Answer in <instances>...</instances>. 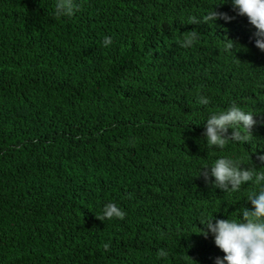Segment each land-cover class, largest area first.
<instances>
[{
  "label": "trees",
  "instance_id": "1",
  "mask_svg": "<svg viewBox=\"0 0 264 264\" xmlns=\"http://www.w3.org/2000/svg\"><path fill=\"white\" fill-rule=\"evenodd\" d=\"M55 3L0 0V264H214L224 253L198 218H234L229 198L242 207L252 186L224 193L198 175L213 156L190 117L215 87L244 105L259 97L262 156L264 52L237 18L188 24L212 5L232 16L215 0H77L60 18ZM137 76L156 83L152 116L120 97ZM109 202L123 220L96 218Z\"/></svg>",
  "mask_w": 264,
  "mask_h": 264
},
{
  "label": "clouds",
  "instance_id": "2",
  "mask_svg": "<svg viewBox=\"0 0 264 264\" xmlns=\"http://www.w3.org/2000/svg\"><path fill=\"white\" fill-rule=\"evenodd\" d=\"M226 4H230L232 16L216 11L212 5L211 11L203 17H189L188 24H212L218 19L227 23L237 18L248 30L247 41L254 40V46L264 52V0H215L214 5L218 9ZM77 8V0H56L54 15L56 18L70 17ZM194 11L198 9L195 7ZM198 38L199 32L193 29L177 43L180 47L190 48ZM222 41L225 51H233L237 45L227 36ZM102 43L107 47L112 43V38L105 36ZM209 55L212 60L224 58ZM227 70L228 67L222 71L220 78ZM155 85V82L137 76L126 85L130 95L120 97H138L147 105L142 112L152 116L160 106ZM198 102L206 107L190 118L194 126L201 129L204 143L200 147L212 150L211 154L204 153L213 156L211 164L202 166L198 175L224 193L239 192L245 185H251L252 190L242 207L237 206L234 196L229 198L227 207L237 212L234 218L229 215L228 218L217 219L201 213L198 220L202 227L198 228L197 234L207 238L211 233L215 246L224 253L222 257L219 255L215 258L214 264H264V168L258 169L251 162H264V154L260 156V98L252 95L250 102L244 105L230 100L215 87L209 99L200 97ZM219 193L206 194L204 198L219 203ZM125 216L126 213L117 204L109 202L96 218L100 221L113 218L123 220ZM103 247L105 251L109 250L108 243ZM208 249L211 253V249ZM157 256L167 257L168 252L163 248L158 249Z\"/></svg>",
  "mask_w": 264,
  "mask_h": 264
}]
</instances>
